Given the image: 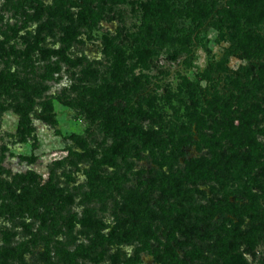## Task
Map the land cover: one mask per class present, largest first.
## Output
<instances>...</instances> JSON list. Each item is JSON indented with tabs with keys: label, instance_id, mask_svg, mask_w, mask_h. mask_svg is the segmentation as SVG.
<instances>
[{
	"label": "rangeland",
	"instance_id": "1",
	"mask_svg": "<svg viewBox=\"0 0 264 264\" xmlns=\"http://www.w3.org/2000/svg\"><path fill=\"white\" fill-rule=\"evenodd\" d=\"M235 3L0 0V264H264V0Z\"/></svg>",
	"mask_w": 264,
	"mask_h": 264
},
{
	"label": "trees",
	"instance_id": "2",
	"mask_svg": "<svg viewBox=\"0 0 264 264\" xmlns=\"http://www.w3.org/2000/svg\"><path fill=\"white\" fill-rule=\"evenodd\" d=\"M236 3L235 5L237 4H246V6L248 7H252L254 4H256V0H235ZM142 6V9L147 11L148 8H147V5L146 4H141ZM38 11H35V14H37ZM259 14L261 15V12H259ZM229 15L233 18H235V13L234 12H229ZM246 22H249L250 19H248V17H246ZM236 23V21L233 20V22L231 23V26H234V24ZM106 40V39H105ZM107 42V40H106ZM0 50H2V48H0ZM51 53H54L53 50H43L42 51V57H45ZM144 55H146L148 52L147 51H144L143 52ZM114 65H115V68L116 69H120L121 68V65H122V61L121 60H116L114 62ZM1 77H2V74L0 73V82H1ZM18 82H15V86H17ZM113 88V87H112ZM111 93V92H109ZM111 97V96H110ZM31 100H29V97H28V94L26 95V98H25V102H29ZM148 105H150V102H148ZM26 105L25 104H21V105H18L17 108L15 109V112L19 114V119H18V127H20L22 125V122H23V118H25V113L26 112ZM21 114V115H20ZM106 127L108 129H110L112 131V133L115 135V136H119L121 133H122V130L119 128V126H117L116 124H114L111 119H108L106 121ZM127 131L128 132H125L127 135H130V136H136L140 131H139V128L138 127H135V126H131L129 128H127ZM122 147H123V143L122 142H117L115 144H112V146L110 147V153L111 155L115 156V155H119L122 151ZM26 178L28 179V183H31L33 182V180H35L36 176L35 174L33 173H28ZM21 180H23V178L21 177ZM21 197V196H20ZM65 202L66 203H71V199L68 197V196H64L63 197ZM22 201V200H21ZM121 225V223L116 227V229L113 230V234L117 233L116 230L118 229V227ZM122 227V226H121ZM125 232V231H124ZM192 228L191 227H185L180 230V234L184 235V236H188L190 233H192ZM178 244H183L182 242H177ZM168 249V250H167ZM166 251L168 252H171V249L170 248H167ZM168 252V253H169ZM7 255H11L10 253H7ZM228 264H246L244 262V260H242L239 256L237 258H235L234 260H232L230 263Z\"/></svg>",
	"mask_w": 264,
	"mask_h": 264
}]
</instances>
